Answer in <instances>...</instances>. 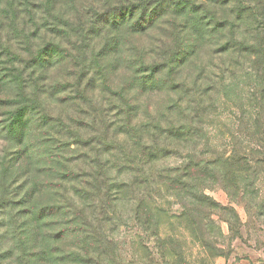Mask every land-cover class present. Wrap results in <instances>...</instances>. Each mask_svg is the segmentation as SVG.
<instances>
[{"label":"rangeland","instance_id":"rangeland-1","mask_svg":"<svg viewBox=\"0 0 264 264\" xmlns=\"http://www.w3.org/2000/svg\"><path fill=\"white\" fill-rule=\"evenodd\" d=\"M218 1L75 0L60 40L0 0V264H264L254 23L227 49ZM131 2L156 27L102 33Z\"/></svg>","mask_w":264,"mask_h":264},{"label":"trees","instance_id":"trees-1","mask_svg":"<svg viewBox=\"0 0 264 264\" xmlns=\"http://www.w3.org/2000/svg\"><path fill=\"white\" fill-rule=\"evenodd\" d=\"M26 7H30L28 9L29 12H33V10H37L39 8L43 9L39 18L35 15L31 17L30 24L34 25L37 31L35 30V36L39 37L40 32H46L48 35H52L54 38H60V40H64L66 37H69L72 33L77 35H81L84 33L83 25L78 28H73L72 23V15L73 9L67 10L63 9V5L66 4L69 7H73L75 5V0H23ZM236 0H219L217 2V6H231V4H236L235 7V21L228 19L227 15H224V19H215L216 24L219 22V30L223 31L224 27H231L233 30L231 31V36L228 38L232 45L227 49L231 50L234 53L241 52L240 40L237 38V33L235 32L250 20L251 24L254 23V26L250 30V34H252L249 40L245 41L246 45V54L248 55V62L251 71L256 78V82L258 84L264 85V0H250L246 1L245 5H241L235 3ZM131 4L127 7L121 9V7L113 8L111 13L107 15L104 14V20L102 21V33L106 32L108 25H113L119 16L122 28H129L133 33H143L151 28L156 27L157 21H155L153 16V10L148 9V3H140V4ZM230 3V4H229ZM222 10V9H221ZM56 13V14H55ZM56 15V21H49V17ZM112 16L113 19H109ZM246 20V22H245ZM248 20V21H247ZM38 21L42 23H38ZM218 21V22H217ZM53 26V27H52ZM96 27L90 25L89 31L92 34V30H95ZM84 31V32H83ZM97 32V30H96ZM96 36H100L94 34ZM56 46L60 47L58 43L47 44V50L49 53L56 50ZM61 48V47H60ZM225 49V50H227ZM157 72V71H155ZM187 179V178H184Z\"/></svg>","mask_w":264,"mask_h":264}]
</instances>
